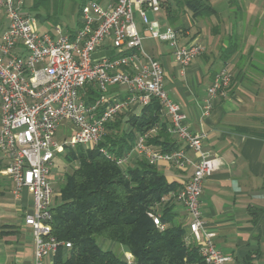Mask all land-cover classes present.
Segmentation results:
<instances>
[{"label": "built area", "instance_id": "2783aa9c", "mask_svg": "<svg viewBox=\"0 0 264 264\" xmlns=\"http://www.w3.org/2000/svg\"><path fill=\"white\" fill-rule=\"evenodd\" d=\"M161 1L88 0L79 10L75 31L56 25L39 32L22 0H0V15L7 21L0 33V174L14 184V194L22 189L31 194L32 210L24 224L33 232V264H47L58 248L70 247L50 234L54 193L49 178L56 156L64 147L98 145L106 125L130 103L142 109L152 99L169 120L167 133L181 147L162 152L147 144L150 133L157 130L153 128L140 135L128 153L117 157L116 165L124 167L133 153L151 165L164 162L179 169L191 165L193 172L185 186L170 194L190 218L185 240L198 246L204 264L231 260L215 246L214 234L205 229L200 206L203 184L222 162L202 152L205 134L192 133L186 126L179 104L164 90L161 63L144 50V38L137 29L139 20L148 29L149 38L167 44L174 61L182 67L203 53L201 43L179 45L177 31L171 27L164 31L149 27L148 12H158ZM108 48L115 57H94L97 50ZM230 85L229 71L220 69L207 89L205 115L214 100L227 96ZM87 86H94L98 94L91 103L81 97ZM111 86L124 87L127 99L110 102L105 94ZM64 122L71 124L72 134L59 144L55 137ZM184 148L196 155L195 160L187 157ZM149 216L163 230L158 215Z\"/></svg>", "mask_w": 264, "mask_h": 264}, {"label": "crops", "instance_id": "0c3cea01", "mask_svg": "<svg viewBox=\"0 0 264 264\" xmlns=\"http://www.w3.org/2000/svg\"><path fill=\"white\" fill-rule=\"evenodd\" d=\"M203 1L213 7L216 16L195 18L191 11L184 9L180 18L171 24L163 8L156 13L148 12L151 29L164 31L171 27L177 31L179 45L195 42L203 45V53L186 67L174 61L167 44L150 39L148 29L139 20L137 29L144 38V50L161 63L164 90L179 104L186 117V126L192 133L205 134L202 152L216 156L222 162L220 169L203 184L200 206L205 229L214 234L217 249L230 257L225 264H264V0ZM78 14L76 10L74 24L77 28ZM35 21L38 30L36 18ZM40 25L43 29L39 32L52 28V25ZM6 26L7 21L0 15V33ZM75 30L67 28L66 31ZM233 35L239 38V49L223 63L219 50ZM115 55L108 48L97 50L94 57ZM223 68L231 75L227 96L214 100L210 112L205 115L207 89L215 74ZM105 95L110 102L125 101L128 97L122 86L109 87ZM81 97L86 102L95 101L91 98L98 97L96 88L87 86ZM141 110L138 104L130 103L121 114L139 116ZM161 122L167 132L169 120L162 110ZM156 129L155 133H150V138L160 133L161 128ZM71 130V124L64 122L56 136L65 140L71 136ZM168 135L178 148L181 147L174 136ZM153 147L161 150L159 146ZM184 150L190 160H195L192 151ZM139 161L141 159L133 153L123 169L134 168ZM56 162L57 158L49 178L52 188L57 184V190L53 188L54 204L59 201V185L63 183L58 182L60 179L52 181L53 172L60 168ZM2 165L0 159V168ZM156 167L169 183H177L179 189L185 186L193 172L189 164L179 169L161 162ZM65 174H62L63 179ZM170 202L174 222L184 228L186 237L190 218L171 197ZM31 210L30 192L22 189L14 194V184L0 174V264H33V232L24 224V218ZM98 245L109 251L112 244L102 240ZM123 253L119 248L116 255L123 256ZM52 260L48 259L47 264Z\"/></svg>", "mask_w": 264, "mask_h": 264}, {"label": "trees", "instance_id": "16d2710c", "mask_svg": "<svg viewBox=\"0 0 264 264\" xmlns=\"http://www.w3.org/2000/svg\"><path fill=\"white\" fill-rule=\"evenodd\" d=\"M87 1L75 3L78 12ZM62 3L31 0L29 11L37 19H42L39 12L44 11L43 21L50 20L54 27ZM160 8L171 24L184 9L195 18L217 15L203 0H162ZM238 49L239 38L230 36L219 50L221 61L226 63ZM158 126L160 133L149 137L147 144L159 146L162 152L176 150L177 144L161 122V106L154 99L139 116H115L98 145L64 147L63 162L75 167L59 185V201L52 207L49 224L52 237L70 247L58 248L51 264H128L124 257L102 250L99 238L122 246L132 257L130 264H204L198 246L187 243L184 228L174 222L170 194L179 190L178 184L169 183L156 165L144 160L127 170L116 165L115 159L128 153L140 135ZM151 213L158 215L163 230Z\"/></svg>", "mask_w": 264, "mask_h": 264}, {"label": "rangeland", "instance_id": "374dc122", "mask_svg": "<svg viewBox=\"0 0 264 264\" xmlns=\"http://www.w3.org/2000/svg\"><path fill=\"white\" fill-rule=\"evenodd\" d=\"M61 1L63 3H62V7H61V9L59 11L60 15L58 16V20H57L58 25L61 26L62 29H64V30L65 29L67 30V28H69V29H77V27L74 24V20H75V17H76V10H77L75 3L80 1V0H61ZM22 3H23V7H24L25 11L29 12L32 16H34V13L29 11V8H30V5H31V0H22ZM39 14H40V17L42 19H37L36 18L37 26H38V30L42 31L43 28L41 27L40 23L41 24H46L45 27L51 26L52 24H51L50 20L49 21L48 20L47 21H43V18H45L44 11H40ZM136 22H138V20H136ZM47 24H48V26H47ZM155 42H158V41H155ZM61 131L65 132L63 130V128H62ZM61 131H60V133H62ZM63 139L64 138H59L57 136L55 137V140L59 144L62 143ZM66 139H69V138H66ZM62 155H63V153L61 154V157H59V156L57 157L56 156V158L58 159V162H56L55 164L56 165L58 164V166L60 168H58L56 170V172H53V176L54 177H52V181H56V180L60 179L58 182H61V181L63 182L64 179H63V175L62 174L64 172H66V174H69L71 172L72 168L75 167L73 164L72 165H68V164L64 163L63 159H62ZM53 188H54V190H57V184H54ZM102 240L112 244L109 251H112L115 254H118L119 248H122V250L124 252L122 257H124L125 260L132 262V257L130 256V254H128L125 251V249H123L122 246L118 245L117 243L111 242V241L106 240V239H101V238H99L97 240V242L100 243Z\"/></svg>", "mask_w": 264, "mask_h": 264}]
</instances>
